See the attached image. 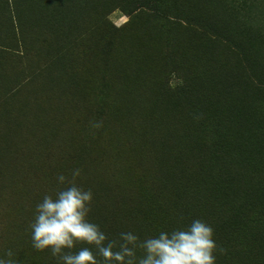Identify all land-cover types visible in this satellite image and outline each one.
Returning <instances> with one entry per match:
<instances>
[{
    "label": "trees",
    "instance_id": "obj_1",
    "mask_svg": "<svg viewBox=\"0 0 264 264\" xmlns=\"http://www.w3.org/2000/svg\"><path fill=\"white\" fill-rule=\"evenodd\" d=\"M78 1L84 0H71L66 7L67 0H30V5L46 6V11L31 6L27 11L21 4L28 2L0 0V43L14 31L19 37L25 25L31 34L54 39L66 49L78 30L71 31ZM192 2L196 12L176 0L103 2L99 16L118 7L128 14L139 9L147 15L159 32V53L155 64L153 59L148 63L146 56L147 71L134 68L136 74L125 77L126 84L106 81L95 86L92 105L100 109L111 103L112 89L139 90L129 99H112L118 112L124 111L132 137L119 139L118 150L115 145L110 148L112 167L118 168L112 171L111 182L124 184L115 198L120 225L112 219L114 231L104 228L106 216L98 224L110 237L132 223L138 234L142 231L146 236L179 226L181 217L185 223L196 217L214 228L215 240L225 250L217 254V264H264V48L260 49L264 47V0ZM99 16L95 25L103 23L110 32L112 25ZM195 37L205 38L204 50L199 44L193 49L203 52L200 66L187 58ZM13 43L23 42L15 38ZM171 118L182 120L173 124ZM182 123L189 129L187 163L176 157L181 137L175 134ZM129 148L138 154L134 166L140 167L145 183L135 191L133 183L126 188L131 164L119 156ZM259 153L260 163L255 159ZM192 154L194 164L189 165ZM49 264H57V259L53 257Z\"/></svg>",
    "mask_w": 264,
    "mask_h": 264
},
{
    "label": "rangeland",
    "instance_id": "obj_2",
    "mask_svg": "<svg viewBox=\"0 0 264 264\" xmlns=\"http://www.w3.org/2000/svg\"><path fill=\"white\" fill-rule=\"evenodd\" d=\"M23 1L28 2L21 4L23 10L29 8L27 11H30L31 6L38 8L37 11H46V6L40 7L41 3L30 5V0ZM70 1L67 0L66 7ZM189 1L193 0H176L187 4L194 12L196 9ZM103 2L78 1L76 22L71 31L78 30L73 35L75 41L66 49L54 39L31 34L25 25L21 26L23 32H19V37L14 31L8 40L0 43V256L11 249L18 264L52 262L49 251L38 252L32 248L29 224L35 204L44 194L56 189L58 174L71 177L74 169H81L78 183L93 192L90 218L100 223L106 216L108 224L104 228L111 232L114 231L109 224L112 219L120 225L118 216L122 215L115 207V198L124 190V184L111 182L110 175L118 168L112 167L110 148L115 145L118 150L122 143L119 139L132 136L124 111L118 112V103L112 99L124 96L129 99L130 94L135 95L139 90L135 87L136 92L130 93L127 87L124 92L112 89L111 103L105 109L95 108L92 97L97 92L95 86L100 83L126 84V80L136 74L134 68L147 71L146 56L148 63L153 59L155 64L159 32L139 9L128 14L118 7L107 16H99ZM98 16L99 20L107 18L113 27L110 32L103 23L97 21L95 25ZM90 26L91 31L84 35ZM72 32L68 30V34ZM15 38L23 42L21 46L13 43ZM203 43L205 38L195 37L189 44L191 53H187V58L196 66L201 65L203 52L198 54L193 49L199 44L200 50H204ZM261 54L264 55V49ZM104 72L108 74L105 78ZM171 120L177 124L182 119ZM96 122H101L102 126L92 128ZM183 125L180 124L178 135L175 134L181 137L176 157L187 163L188 155L184 150L189 129ZM134 149H125L119 156L131 164L126 188L133 183L135 191L143 189L145 183L140 167L134 166L138 164ZM263 149L264 143L261 152ZM111 152L115 156L113 149ZM261 157V153L256 155V161ZM194 159L195 156H191L188 164L193 165ZM129 230L137 232L138 228L132 223L128 229H123ZM139 234L145 236L142 231Z\"/></svg>",
    "mask_w": 264,
    "mask_h": 264
},
{
    "label": "clouds",
    "instance_id": "obj_3",
    "mask_svg": "<svg viewBox=\"0 0 264 264\" xmlns=\"http://www.w3.org/2000/svg\"><path fill=\"white\" fill-rule=\"evenodd\" d=\"M80 176L79 168L71 177L58 174L56 189L35 204L29 224L32 248L49 251L57 264H217L224 253L214 228L196 217L143 238L131 230L110 237L90 218L93 192L78 183ZM0 264H18L15 253L7 250Z\"/></svg>",
    "mask_w": 264,
    "mask_h": 264
}]
</instances>
